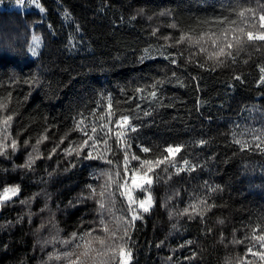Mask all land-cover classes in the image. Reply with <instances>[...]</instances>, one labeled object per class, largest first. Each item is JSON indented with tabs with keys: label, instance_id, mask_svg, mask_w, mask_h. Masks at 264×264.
I'll use <instances>...</instances> for the list:
<instances>
[{
	"label": "trees",
	"instance_id": "1",
	"mask_svg": "<svg viewBox=\"0 0 264 264\" xmlns=\"http://www.w3.org/2000/svg\"><path fill=\"white\" fill-rule=\"evenodd\" d=\"M40 2L43 11L0 8V104L6 106L0 117L12 115L8 143L18 142L15 153L0 156V194L20 186L19 195L0 207V264H69L64 254L82 251L75 245L84 233L95 229L92 237L105 239L101 218L109 232L123 235L119 218L128 212L122 198L115 196L101 212L88 188L99 192L102 173L113 166L85 159L89 148L80 155L64 151L85 139L75 129L79 120L100 123L96 117L106 111L108 97L113 120L132 117L137 155L151 158L167 145H183L177 166L181 158L195 165L171 178L173 169L156 170L154 206L126 241L131 264H241L245 256L264 264L246 251L253 230L264 231V144L253 139L264 138V46L233 50L234 60L218 64L199 46L177 42L183 33L217 30L215 18L237 5L255 8L264 0ZM34 32L42 39L35 56ZM140 145L153 152L140 153ZM34 147L39 158L30 169L21 167L30 153L37 155ZM109 158L119 161L121 154ZM201 200L214 206L198 215L190 205L205 209ZM185 208L189 214H182ZM89 239L87 264H119L97 256L98 242ZM57 255L62 258L49 259Z\"/></svg>",
	"mask_w": 264,
	"mask_h": 264
},
{
	"label": "snow or ice",
	"instance_id": "2",
	"mask_svg": "<svg viewBox=\"0 0 264 264\" xmlns=\"http://www.w3.org/2000/svg\"><path fill=\"white\" fill-rule=\"evenodd\" d=\"M36 6L40 7L39 4ZM41 11H43L42 8ZM204 23L208 22L205 21ZM215 23L219 25L217 30L213 31L208 29L201 31L196 36H192L190 33H183L177 42L184 43L187 41L189 44L199 46L200 53H207V60L218 64L224 63V59L222 58H231L234 60L233 50L240 51L245 46L254 47L257 43H261L264 46V4L255 8L237 5L231 10L230 15L215 18ZM39 44V39L34 38L33 46L30 48L33 55H38L36 49L39 47ZM205 45H208L213 50L209 52L208 47H205ZM260 70L264 73V68ZM236 79H239V77H236ZM260 83L264 84V76L261 77ZM150 95L155 97L156 93L151 92ZM108 101L106 111L96 117V120L100 121L99 124L95 122L85 124L84 119L77 122L75 129L80 131L85 139L75 148H68L64 151L68 155H71L73 151H75L76 155H80L85 148H89L90 150L85 154V159L100 160L108 165H112L113 167L110 170L102 173L106 179L104 184L100 186L99 192L92 185H88L90 197L94 199L99 197L97 203L99 210L103 212L107 204H114L115 196L118 195L127 206L128 215L119 218L123 228L122 236H118L117 232H109L107 224L101 218L100 224L102 227L100 231L105 234V239L110 241V243L106 245L105 239H101L99 236L93 238L92 231H95V229L84 233L79 237L80 242L75 245L77 249H82V251L76 254L72 252L64 254L63 258H68L69 264H87L90 253L93 251L90 247L91 239L89 238L95 239L98 242L99 248L96 250L97 256L105 257L107 260L118 259L119 264H131L132 252L126 247V241L131 239L129 230L135 227V222L143 219L142 214L149 212L154 206L151 189L152 185L160 179L159 173L156 170L162 168V171L168 172L170 168L173 169V173L169 174V178H171L172 174L179 175L185 171L190 172L195 170V165H191L188 160L183 158H181L183 166H177L176 158L182 152L183 145H167L162 150H158L157 154L151 158L147 155H137L136 151L133 150L130 142L131 137L129 136L130 132L137 131V128L132 124V117L121 114L113 120L116 112L113 110L111 97H108ZM5 107L4 104H0V110H3ZM145 114L147 115L148 113ZM12 119V115L0 117V132L4 134L3 138L0 139V156H6L9 149L13 153L18 150V142L15 139H12L8 143L9 136L7 129L10 127V121ZM46 139L47 136H43L36 141V144L39 145ZM253 139L264 144V138L260 135H255ZM110 140L115 143V150L112 144L109 143ZM27 143L25 141V144ZM60 143H63V139ZM200 143L205 142L201 141ZM235 143L241 144V141L236 140ZM260 146L261 144L256 145V147ZM243 147H248V145L245 143L242 145ZM116 151L121 154V160L119 161H114L109 158L111 155H115ZM138 151L142 154H148L153 152V149L140 145L138 146ZM33 152L37 153V155L33 156L30 153L28 159L21 167L29 169L32 167L35 160L39 158L38 148L34 147ZM52 152H55V148ZM49 158H51V153ZM133 162L136 163L133 164ZM113 186L115 188L114 191ZM137 192L144 194L143 198L137 197ZM19 193V185L6 187L2 194H0V207L11 202L13 197L18 196ZM19 202L21 204L29 203L27 200H20ZM199 204L205 205V209H201L197 204L190 205L198 215H203L204 211L210 210L214 206L209 205L207 200H201ZM182 214H189V208H185ZM258 232L260 233L259 235H257ZM72 239H77L76 233L72 234ZM64 243H68V241H64ZM188 243H191V241ZM233 243H243V241L234 240ZM183 246L181 245V247ZM246 251L251 257H258L260 261H264V231L259 227L253 230L251 245ZM74 255L75 258L72 259ZM61 258L59 255L49 257V259L57 260ZM188 259H191V257ZM241 264H254V260L248 259L245 256Z\"/></svg>",
	"mask_w": 264,
	"mask_h": 264
},
{
	"label": "rangeland",
	"instance_id": "3",
	"mask_svg": "<svg viewBox=\"0 0 264 264\" xmlns=\"http://www.w3.org/2000/svg\"><path fill=\"white\" fill-rule=\"evenodd\" d=\"M39 4L40 7H37L36 5ZM0 8L1 9H5V10H22V11H28V10H32L34 8L41 10V8L44 10L40 0H0ZM34 38H38L40 41L39 47L36 49L37 52L40 51L41 47H42V39H41V35H39L38 33L34 32L33 33V37H32V44L31 47L33 46V40ZM30 47V48H31ZM31 54L33 55V53L31 52ZM35 56V55H33ZM142 193L137 192L136 196L139 198H143Z\"/></svg>",
	"mask_w": 264,
	"mask_h": 264
}]
</instances>
